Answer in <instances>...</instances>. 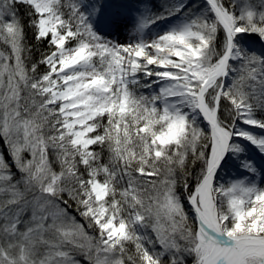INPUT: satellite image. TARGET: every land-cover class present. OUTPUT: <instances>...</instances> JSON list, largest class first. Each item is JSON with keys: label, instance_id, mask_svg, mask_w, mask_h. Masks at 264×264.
Here are the masks:
<instances>
[{"label": "snow or ice", "instance_id": "6c2138e0", "mask_svg": "<svg viewBox=\"0 0 264 264\" xmlns=\"http://www.w3.org/2000/svg\"><path fill=\"white\" fill-rule=\"evenodd\" d=\"M0 264H264V0H0Z\"/></svg>", "mask_w": 264, "mask_h": 264}]
</instances>
